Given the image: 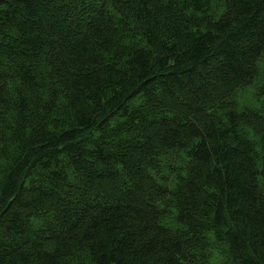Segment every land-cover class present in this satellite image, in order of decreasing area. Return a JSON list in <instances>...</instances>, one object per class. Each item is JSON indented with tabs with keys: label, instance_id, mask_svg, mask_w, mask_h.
Returning a JSON list of instances; mask_svg holds the SVG:
<instances>
[{
	"label": "trees",
	"instance_id": "trees-1",
	"mask_svg": "<svg viewBox=\"0 0 264 264\" xmlns=\"http://www.w3.org/2000/svg\"><path fill=\"white\" fill-rule=\"evenodd\" d=\"M263 51L264 0H0V264H264Z\"/></svg>",
	"mask_w": 264,
	"mask_h": 264
},
{
	"label": "rangeland",
	"instance_id": "rangeland-1",
	"mask_svg": "<svg viewBox=\"0 0 264 264\" xmlns=\"http://www.w3.org/2000/svg\"><path fill=\"white\" fill-rule=\"evenodd\" d=\"M260 63V69H261V74L258 78V80H264V51L262 52V54L260 55L259 61ZM256 82H252V84H250L249 86H246L245 89V95L240 99L241 104H251V103H256L257 99L255 97V90L254 87ZM258 84V83H257Z\"/></svg>",
	"mask_w": 264,
	"mask_h": 264
}]
</instances>
